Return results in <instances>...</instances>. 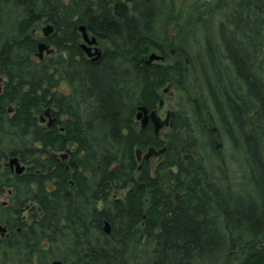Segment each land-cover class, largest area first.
Masks as SVG:
<instances>
[{"label":"trees","instance_id":"16d2710c","mask_svg":"<svg viewBox=\"0 0 264 264\" xmlns=\"http://www.w3.org/2000/svg\"><path fill=\"white\" fill-rule=\"evenodd\" d=\"M0 75V264H264V0H0Z\"/></svg>","mask_w":264,"mask_h":264},{"label":"water","instance_id":"95a60500","mask_svg":"<svg viewBox=\"0 0 264 264\" xmlns=\"http://www.w3.org/2000/svg\"><path fill=\"white\" fill-rule=\"evenodd\" d=\"M51 31H53V26L52 25H47V27L44 29V32H45L46 36H48ZM80 31L82 32L83 38L85 40V43H83L81 45L82 48L87 52L88 56L93 58V60H98L101 57L103 51L98 47L97 37L96 36L90 37L88 32H87V30H86V27L84 25H82L80 27ZM92 46H95L94 51H93V47ZM48 48H49V45L46 44L45 42L41 41L39 43V54H40V56H42V54H43V52L45 50H48V52L52 51V49H48ZM162 58H163L162 56H160V55H158L156 53H152L150 58H149V61L159 60V59H162ZM46 114L50 117L48 125L52 126V124L56 121V117L51 115V112H50L49 109L46 111ZM141 118H142L141 122H142V127L143 128H145L149 124V122L152 121V124L155 126V131H156V133H158L160 131V129L164 125H168L169 114H168L167 118L164 121H162L160 119V117L158 116L157 111L155 109L149 111V109L146 106H141V107H139L138 119H141ZM160 151L162 152L164 150L162 149ZM153 153L158 154L159 151H157L154 148H150L149 152L147 154H145L143 158L148 160L149 157ZM141 157H142V151L140 149H138L137 150V158H138V160H141ZM14 163L17 165V172L18 173H21L25 169V167L20 164L19 159L17 157H14V158H12L10 160V164L11 165H13ZM104 229H105V231L107 233H110V231H111L110 229L111 228H110L109 223H106ZM52 264H62V262L60 260H56Z\"/></svg>","mask_w":264,"mask_h":264},{"label":"rangeland","instance_id":"374dc122","mask_svg":"<svg viewBox=\"0 0 264 264\" xmlns=\"http://www.w3.org/2000/svg\"><path fill=\"white\" fill-rule=\"evenodd\" d=\"M48 24H45V23H42L38 26V29H37V36L38 38H42L44 36V32H43V29L44 27H46ZM84 39H83V34L81 32V36H80V43H84ZM98 46L100 49H102V47L100 46V44L98 43ZM53 47V46H51ZM51 47H49L48 49H52ZM45 52V51H44ZM44 55L47 56V53L45 52ZM189 87H191L192 91H193V85H192V78L190 77L189 79ZM60 88L62 91H68L69 90V87L68 85L65 83V82H62L61 85H60ZM166 89H169L168 93H164L163 97H162V101H163V104L161 106V108L158 109V114L161 116L162 120H165L166 119V116L167 114L170 112V113H174L175 111V107H176V95L174 94V91H175V88H174V84L172 85H169ZM45 119L43 121V123L45 125H47L48 121H49V117L47 115L43 116ZM168 129V126H164L162 127L160 130H166ZM142 157H141V160H143L144 158V155L147 154L149 152V148H147L146 150H142ZM63 154L65 152H62ZM159 154V153H158ZM156 153H153L148 161H152L153 164H155L157 161H158V156H155V155H158ZM7 199L6 195H3V196H0V200L3 201ZM25 215H26V218L28 219V210L27 211H24Z\"/></svg>","mask_w":264,"mask_h":264},{"label":"flooded vegetation","instance_id":"af4514ba","mask_svg":"<svg viewBox=\"0 0 264 264\" xmlns=\"http://www.w3.org/2000/svg\"><path fill=\"white\" fill-rule=\"evenodd\" d=\"M49 25V24H48ZM47 27V26H46ZM46 27H44V29L46 28ZM44 29H43V32H44ZM52 33V31L50 32V34ZM49 34V35H50ZM48 35V36H49ZM48 36H46L45 35V32H44V36L42 37V38H39V42H38V44L41 42V41H43V42H45L46 44H48L45 40H42L43 38H47ZM89 36L90 37H92L93 35H90L89 34ZM84 39V38H83ZM85 41V40H84ZM85 43V42H84ZM99 43V42H98ZM83 44V43H82ZM81 44V45H82ZM49 45V47H51V45L50 44H48ZM93 47V51H94V48H95V46H92ZM99 47V46H98ZM52 48V51L51 52H48V50H45V52L47 53V55H49V54H51L52 52H54V48L53 47H51ZM39 49V48H38ZM84 50V49H83ZM102 50V49H101ZM85 51V50H84ZM103 51V50H102ZM45 52H43V54H42V56H40V54H39V51H38V56H39V58L40 59H43L46 55H44V53ZM86 52V51H85ZM86 54H87V52H86ZM88 55V54H87ZM159 55V54H158ZM160 56H162V55H160ZM88 57H90V56H88ZM163 57V56H162ZM91 59H93L92 57H90ZM161 60V59H160ZM162 60H164V57L162 58ZM4 80V78L0 75V92L2 91V81ZM162 104H163V102H162V99H161V101H160V103H159V105L155 108V110L157 111V114H158V109L159 108H161V106H162ZM152 110H154V109H152ZM149 111H151V110H149ZM139 113V112H138ZM46 114V113H45ZM169 114V119H168V125H164V126H169V124H170V122H171V116H172V114L173 113H168ZM168 114H167V116H168ZM47 115V114H46ZM51 115H53V113H51ZM48 116V115H47ZM54 116V115H53ZM158 116L160 117V119L162 120V118H161V116L158 114ZM167 116H166V118H167ZM49 117V116H48ZM52 117V116H51ZM143 117V116H142ZM44 117H42V121H44ZM49 120H50V117H49ZM137 120L141 123V125H142V122H141V120H142V118L141 119H138V114H137ZM56 121H57V119H56ZM55 121V122H56ZM162 121H164V120H162ZM49 122V121H48ZM55 122L52 124V126L55 124ZM149 124H152V121H150L149 122ZM148 124V125H149ZM47 125H48V123H47ZM147 125V126H148ZM154 126V125H153ZM163 126V127H164ZM48 127H51V126H49L48 125ZM155 127V126H154ZM159 133V132H158ZM62 157L65 159V158H67V154L65 155V153L64 154H62ZM12 158H14V157H9L8 159H2V160H0V171H5L6 169H9V171L11 172V173H15V174H22V173H25L26 172V170H27V168H28V166H27V164H25V163H23L21 160H20V158L19 157H17L18 159H19V162H20V164L22 165V166H24L25 167V169L21 172V173H18L17 172V165L14 163L13 165H11L10 164V160L12 159ZM3 195H6V197H7V199H5V200H3V201H1L0 200V203H2V205H4V206H7V205H9V203H10V196L12 195V189L11 188H5V191L3 192V193H1L0 194V196H3ZM24 216L26 217V215L24 214ZM1 227H0V238H3V237H5V236H7V235H9V230L7 229V227L5 226V225H0Z\"/></svg>","mask_w":264,"mask_h":264},{"label":"bare ground","instance_id":"6f19581e","mask_svg":"<svg viewBox=\"0 0 264 264\" xmlns=\"http://www.w3.org/2000/svg\"><path fill=\"white\" fill-rule=\"evenodd\" d=\"M151 56V55H150ZM150 58V57H149ZM165 59V58H164ZM160 60V59H159ZM162 60V59H161Z\"/></svg>","mask_w":264,"mask_h":264}]
</instances>
